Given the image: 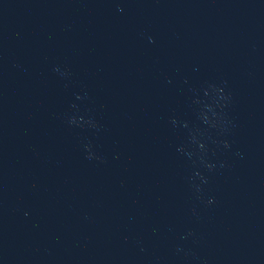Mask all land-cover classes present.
<instances>
[{
    "label": "water",
    "instance_id": "obj_1",
    "mask_svg": "<svg viewBox=\"0 0 264 264\" xmlns=\"http://www.w3.org/2000/svg\"><path fill=\"white\" fill-rule=\"evenodd\" d=\"M0 264H264V159L0 119Z\"/></svg>",
    "mask_w": 264,
    "mask_h": 264
}]
</instances>
